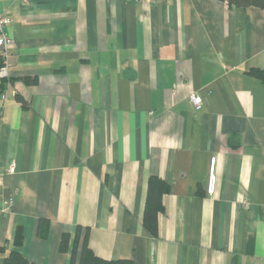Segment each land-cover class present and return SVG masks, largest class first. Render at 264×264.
<instances>
[{"label":"crops","instance_id":"obj_1","mask_svg":"<svg viewBox=\"0 0 264 264\" xmlns=\"http://www.w3.org/2000/svg\"><path fill=\"white\" fill-rule=\"evenodd\" d=\"M228 2L0 0L14 41L0 78V264L19 230L30 262L71 264L78 229L76 262L89 230L105 260L264 264V81L250 74L264 70V6ZM152 175L168 185L157 238L143 225Z\"/></svg>","mask_w":264,"mask_h":264},{"label":"trees","instance_id":"obj_2","mask_svg":"<svg viewBox=\"0 0 264 264\" xmlns=\"http://www.w3.org/2000/svg\"><path fill=\"white\" fill-rule=\"evenodd\" d=\"M236 3L241 6H264V0H231L228 4ZM250 74L258 77L260 80L264 81V70L252 69ZM168 192L167 183L156 175H152L148 180L147 197L145 203V211L143 217V225L146 231L153 237L157 238L159 235V225L158 217L160 213L165 210L163 197ZM51 223L47 219H41L38 225V235L41 238L48 237L50 233ZM80 229H78L75 236L73 246L71 249L72 259L71 264H135L132 260H105L95 255V253L89 247V230L85 234V239L83 241L81 254L79 261L76 262L77 252L79 248L80 240ZM71 234L65 233L62 235L60 240L59 249L63 253H67L70 249ZM23 236L22 232L19 230L16 236V249L13 250L5 259L3 264H35L27 260L19 248L22 244ZM4 248L0 247V253H3Z\"/></svg>","mask_w":264,"mask_h":264},{"label":"built area","instance_id":"obj_3","mask_svg":"<svg viewBox=\"0 0 264 264\" xmlns=\"http://www.w3.org/2000/svg\"><path fill=\"white\" fill-rule=\"evenodd\" d=\"M130 2H137L141 0H128ZM26 2V0H25ZM11 23V19L5 13L0 12V78H8L9 68L11 66V46L13 39L7 34V27ZM191 103L196 109H201L203 106V99L197 94L191 95ZM15 166L11 165L7 173L13 174ZM3 175L0 173V186L2 185ZM217 186V159L213 157L210 162L207 192L208 195L214 196L216 194ZM5 209H0V217H2Z\"/></svg>","mask_w":264,"mask_h":264}]
</instances>
